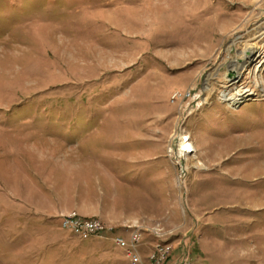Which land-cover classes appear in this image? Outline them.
<instances>
[{"label": "rangeland", "instance_id": "obj_1", "mask_svg": "<svg viewBox=\"0 0 264 264\" xmlns=\"http://www.w3.org/2000/svg\"><path fill=\"white\" fill-rule=\"evenodd\" d=\"M253 43L264 0H0V264H130V226L164 264H264V53L230 70Z\"/></svg>", "mask_w": 264, "mask_h": 264}, {"label": "built area", "instance_id": "obj_2", "mask_svg": "<svg viewBox=\"0 0 264 264\" xmlns=\"http://www.w3.org/2000/svg\"><path fill=\"white\" fill-rule=\"evenodd\" d=\"M177 94H174L175 97ZM192 144V146L190 145ZM194 151L193 143L190 141L189 135H181L180 144L178 147V158H175L177 164H180V174H184L182 168V160L185 156H188ZM62 224L65 228H69L76 235H97L105 229V226L96 218H85L77 213H72L66 218L62 219ZM129 238H117V244L125 249L129 258L130 264H145V258L140 251V242L143 238V231L139 227H132ZM156 240L154 242L152 251L147 258V264H164L168 260V256L171 254L170 239L162 238V235L153 232ZM179 264H192V260L189 257L182 259Z\"/></svg>", "mask_w": 264, "mask_h": 264}, {"label": "bare ground", "instance_id": "obj_3", "mask_svg": "<svg viewBox=\"0 0 264 264\" xmlns=\"http://www.w3.org/2000/svg\"><path fill=\"white\" fill-rule=\"evenodd\" d=\"M263 53L264 50L262 48L260 49L258 46H254V43L250 44V46L240 53V57L230 64V70L235 72L238 75L237 78H239L242 72L245 71L252 62L260 58ZM261 59L262 61L264 60V58ZM190 145L192 146L191 143Z\"/></svg>", "mask_w": 264, "mask_h": 264}, {"label": "crops", "instance_id": "obj_4", "mask_svg": "<svg viewBox=\"0 0 264 264\" xmlns=\"http://www.w3.org/2000/svg\"><path fill=\"white\" fill-rule=\"evenodd\" d=\"M123 215H126V214H122L121 216H123ZM121 216H120V217H121ZM122 218H123V217H122ZM149 235H150V234H149ZM153 236H154V235H153ZM154 237H155V236H154ZM155 240H156V238L154 239V241H155ZM153 244H154V242H153V243L151 242L152 247H153ZM152 247H151V249H152ZM141 251H142V250H141ZM150 251H151V250H150ZM142 254H143V256H144L145 253H142ZM146 256H148V255H146ZM146 256H144V257H146ZM168 264H177V258H173V257H172V259L170 258Z\"/></svg>", "mask_w": 264, "mask_h": 264}]
</instances>
